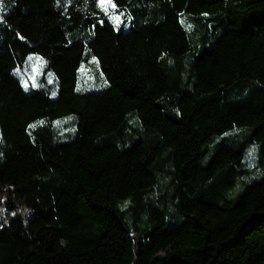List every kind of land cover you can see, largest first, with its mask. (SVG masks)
Segmentation results:
<instances>
[{"label": "trees", "instance_id": "obj_1", "mask_svg": "<svg viewBox=\"0 0 264 264\" xmlns=\"http://www.w3.org/2000/svg\"><path fill=\"white\" fill-rule=\"evenodd\" d=\"M108 2L0 0V264H264V0Z\"/></svg>", "mask_w": 264, "mask_h": 264}, {"label": "rangeland", "instance_id": "obj_2", "mask_svg": "<svg viewBox=\"0 0 264 264\" xmlns=\"http://www.w3.org/2000/svg\"><path fill=\"white\" fill-rule=\"evenodd\" d=\"M99 4L113 18L115 24L120 23L119 16L114 14L108 0H104L103 4L99 0ZM16 75L26 91L42 89L54 97L56 90L54 78L45 71L44 62L40 58L36 56L28 58L24 67L16 71ZM78 79V87L86 92H103L109 88L108 83L103 80L102 73L91 59L80 67ZM4 200L5 196L0 195V203Z\"/></svg>", "mask_w": 264, "mask_h": 264}, {"label": "snow or ice", "instance_id": "obj_3", "mask_svg": "<svg viewBox=\"0 0 264 264\" xmlns=\"http://www.w3.org/2000/svg\"><path fill=\"white\" fill-rule=\"evenodd\" d=\"M104 0H101V3L103 4Z\"/></svg>", "mask_w": 264, "mask_h": 264}]
</instances>
